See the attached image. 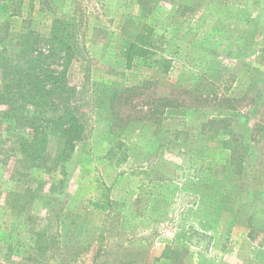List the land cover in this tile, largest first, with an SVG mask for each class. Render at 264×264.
<instances>
[{
    "label": "rangeland",
    "instance_id": "obj_1",
    "mask_svg": "<svg viewBox=\"0 0 264 264\" xmlns=\"http://www.w3.org/2000/svg\"><path fill=\"white\" fill-rule=\"evenodd\" d=\"M150 1L147 15L137 0H0L10 34H47L56 16L83 17L85 34L69 69L85 133L63 188L40 192L30 224L6 209L21 189L10 180L16 136L0 124V152L11 157L5 166L0 156V264H61L68 250L79 254L70 264H166L169 245L188 250L187 264H264V0ZM144 23L147 52L130 58ZM144 81L154 85L120 109L143 121L113 127L102 96ZM186 86L195 93L178 94ZM169 96L158 124L147 112ZM215 118L229 127L204 130ZM101 233L107 256L95 263Z\"/></svg>",
    "mask_w": 264,
    "mask_h": 264
},
{
    "label": "trees",
    "instance_id": "obj_2",
    "mask_svg": "<svg viewBox=\"0 0 264 264\" xmlns=\"http://www.w3.org/2000/svg\"><path fill=\"white\" fill-rule=\"evenodd\" d=\"M137 4L143 13L147 15L152 13L150 0H137ZM184 9H188V6H184ZM83 20V17L76 19L56 16L47 34L23 28L13 35L10 34L8 22L0 23V105L6 107V110L0 111V124H7L6 131L13 132L16 136L17 150L10 151L15 157V173L12 175L14 179L10 180L17 183L21 189L15 187L16 189L6 195V209L21 216L23 220L20 222L25 224H30L37 218L32 214L36 208L35 202L41 197L40 192H43L47 185L51 193L63 188L68 176V162L85 133L84 124L77 116L79 113V107L75 103L77 89L69 80L70 67L81 55V51L85 50V34H80ZM152 31L151 26L145 23L139 26V31L133 35L135 41L132 42L139 44L134 43L138 46H134L136 51L132 52L129 48L130 58L147 52L146 40L151 37ZM152 85L154 83L151 81H144L141 86L113 89L111 93L108 92L109 95L102 96V101L109 107L113 127L120 125L119 127L126 128L143 121L137 114L134 115L135 119L130 115L123 117L120 109L127 100L144 95L143 90ZM200 87L201 85L197 87L198 89L195 88L196 92ZM180 90L178 94L183 97L195 93L189 86ZM228 90L227 87L223 89L225 92ZM218 100L219 106L231 109L229 104L233 100L227 97ZM159 103H161L159 109L147 112L158 124L161 122L159 116L165 109L173 106L170 96L159 98ZM200 103L204 104V101ZM226 123L225 119L215 118L202 127L204 130L213 127V131H217L222 126L229 127ZM52 139L56 142L54 148L51 144ZM8 153L9 151L0 152V156H3L1 163L5 166L9 165L11 158ZM235 157L236 154L232 159ZM143 191L146 195L143 207L140 208L141 197L135 202L139 215L144 214L145 206L148 205L151 195H154L151 189ZM104 223L106 226L108 220ZM27 229L34 232L31 227ZM104 229L102 225L100 230ZM80 231L83 233V230ZM34 234L40 240L44 237L37 232ZM45 235L50 239L51 233L46 232ZM56 235L59 237L58 233ZM100 236L101 244H98L100 238L98 237L97 245L93 246L96 248L93 256L95 263H98L102 256H107L102 233ZM57 242L60 244L59 239ZM62 255L61 264L74 263L79 257V254L70 250L64 251ZM187 255L188 250L185 247L169 245L159 260L165 259L166 264H187ZM118 264L126 262L120 261Z\"/></svg>",
    "mask_w": 264,
    "mask_h": 264
}]
</instances>
